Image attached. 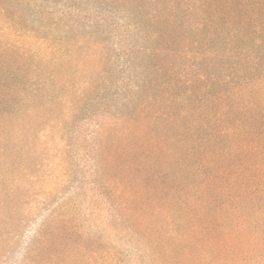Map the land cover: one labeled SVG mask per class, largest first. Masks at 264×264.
Listing matches in <instances>:
<instances>
[{
	"label": "rangeland",
	"instance_id": "374dc122",
	"mask_svg": "<svg viewBox=\"0 0 264 264\" xmlns=\"http://www.w3.org/2000/svg\"><path fill=\"white\" fill-rule=\"evenodd\" d=\"M138 4L0 0V264H195V26ZM240 224L264 264L263 200Z\"/></svg>",
	"mask_w": 264,
	"mask_h": 264
},
{
	"label": "trees",
	"instance_id": "16d2710c",
	"mask_svg": "<svg viewBox=\"0 0 264 264\" xmlns=\"http://www.w3.org/2000/svg\"><path fill=\"white\" fill-rule=\"evenodd\" d=\"M126 1L139 13L138 2L145 1L164 35L181 32L186 18L195 26V141L184 143L201 179L195 264L234 262L242 251L246 207L264 202V0ZM11 49L0 50V71L12 61ZM3 79L0 105L21 86L14 78L11 89Z\"/></svg>",
	"mask_w": 264,
	"mask_h": 264
}]
</instances>
